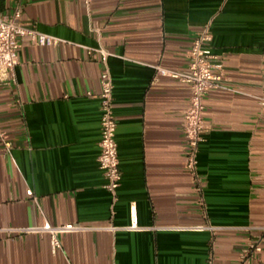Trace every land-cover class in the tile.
I'll list each match as a JSON object with an SVG mask.
<instances>
[{
	"label": "crops",
	"instance_id": "crops-1",
	"mask_svg": "<svg viewBox=\"0 0 264 264\" xmlns=\"http://www.w3.org/2000/svg\"><path fill=\"white\" fill-rule=\"evenodd\" d=\"M16 6L22 26L62 41H22L0 82L11 143L0 139V264H264V239L240 259L264 226V0H0V14ZM205 24L221 76L202 98L195 182L184 166L188 84L155 68L187 72ZM98 47L116 121L113 197L97 161L104 66L87 48ZM45 222L84 229L59 233L55 249L49 233L20 231Z\"/></svg>",
	"mask_w": 264,
	"mask_h": 264
},
{
	"label": "built area",
	"instance_id": "built-area-1",
	"mask_svg": "<svg viewBox=\"0 0 264 264\" xmlns=\"http://www.w3.org/2000/svg\"><path fill=\"white\" fill-rule=\"evenodd\" d=\"M21 10L16 6L12 11L0 14V82L9 81L13 77V69L18 64V48L22 41H28L40 46L55 45L62 41L60 38L36 30L24 27L20 24ZM211 39L208 24L197 33L191 41L187 52V72H167L163 68L156 67L155 70L161 75L178 78L188 84L189 94L187 105L182 112V133L186 144L184 166L193 181L198 182L196 174V152L198 143L202 139V133L207 129V122L202 115V98L204 94L213 88L219 87L220 64L210 61V54L205 44ZM88 53H100V62L103 70L100 73V140L99 154L97 157L99 168L105 179L103 188L113 197L118 186L120 171L117 159V146L115 141L116 121L113 115L112 82L105 66L108 53L101 47L87 48ZM216 69L217 72H213ZM260 104H264V95L259 97ZM0 139L5 150L11 143L4 132L0 130ZM29 196L33 195L31 190L27 191ZM210 228L200 226L199 228ZM127 228H136L133 220ZM84 229L83 226L74 224H62L52 226L45 222L42 226L26 227L20 229L23 232H47L51 235L53 248L60 246L57 235L59 233L74 232ZM262 236L257 241H249L240 251V259L243 261L250 258L254 252L260 250L259 241L264 239V226L260 227Z\"/></svg>",
	"mask_w": 264,
	"mask_h": 264
}]
</instances>
